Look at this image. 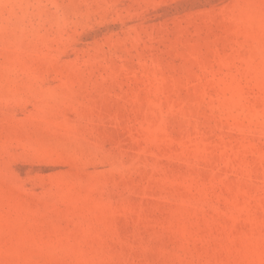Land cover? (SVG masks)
Wrapping results in <instances>:
<instances>
[{
	"label": "rangeland",
	"instance_id": "374dc122",
	"mask_svg": "<svg viewBox=\"0 0 264 264\" xmlns=\"http://www.w3.org/2000/svg\"><path fill=\"white\" fill-rule=\"evenodd\" d=\"M0 264H264V0H0Z\"/></svg>",
	"mask_w": 264,
	"mask_h": 264
}]
</instances>
